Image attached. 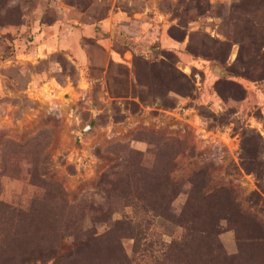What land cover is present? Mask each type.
<instances>
[{
    "label": "rangeland",
    "instance_id": "374dc122",
    "mask_svg": "<svg viewBox=\"0 0 264 264\" xmlns=\"http://www.w3.org/2000/svg\"><path fill=\"white\" fill-rule=\"evenodd\" d=\"M262 64L264 0H0V264H264Z\"/></svg>",
    "mask_w": 264,
    "mask_h": 264
},
{
    "label": "built area",
    "instance_id": "2783aa9c",
    "mask_svg": "<svg viewBox=\"0 0 264 264\" xmlns=\"http://www.w3.org/2000/svg\"><path fill=\"white\" fill-rule=\"evenodd\" d=\"M197 64L200 65V67L203 69L204 73H207V71H209V64L206 60H198ZM240 84L243 85L242 82H239ZM245 87V85H243ZM257 89V91H259L263 96H264V91H261L258 87H255ZM210 95H208L207 101L206 103L209 104V107L211 109H220V104L219 101L216 100L214 97H209ZM258 130L260 132V134H262L264 136V128H262L261 126L258 127Z\"/></svg>",
    "mask_w": 264,
    "mask_h": 264
},
{
    "label": "crops",
    "instance_id": "0c3cea01",
    "mask_svg": "<svg viewBox=\"0 0 264 264\" xmlns=\"http://www.w3.org/2000/svg\"><path fill=\"white\" fill-rule=\"evenodd\" d=\"M39 48V47H38ZM22 55H24L25 53L24 52H20ZM26 56V55H25ZM62 88H66L65 86H62ZM31 115L37 116V119L34 121L35 125L39 126V127H43V126H47V120H46V111L45 110H42L40 107H35L33 108V112L31 113ZM62 124V123H61ZM61 124H59V126L61 127ZM81 129V128H80Z\"/></svg>",
    "mask_w": 264,
    "mask_h": 264
},
{
    "label": "trees",
    "instance_id": "16d2710c",
    "mask_svg": "<svg viewBox=\"0 0 264 264\" xmlns=\"http://www.w3.org/2000/svg\"><path fill=\"white\" fill-rule=\"evenodd\" d=\"M256 78H258V79H264V64H262L261 66H259L257 68Z\"/></svg>",
    "mask_w": 264,
    "mask_h": 264
},
{
    "label": "water",
    "instance_id": "95a60500",
    "mask_svg": "<svg viewBox=\"0 0 264 264\" xmlns=\"http://www.w3.org/2000/svg\"><path fill=\"white\" fill-rule=\"evenodd\" d=\"M88 127H90V125H87ZM85 128H83V131H84Z\"/></svg>",
    "mask_w": 264,
    "mask_h": 264
}]
</instances>
